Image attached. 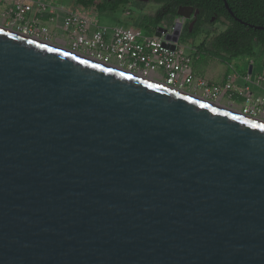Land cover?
<instances>
[{"label":"water","instance_id":"1","mask_svg":"<svg viewBox=\"0 0 264 264\" xmlns=\"http://www.w3.org/2000/svg\"><path fill=\"white\" fill-rule=\"evenodd\" d=\"M0 264H264V121L0 25Z\"/></svg>","mask_w":264,"mask_h":264},{"label":"built area","instance_id":"2","mask_svg":"<svg viewBox=\"0 0 264 264\" xmlns=\"http://www.w3.org/2000/svg\"><path fill=\"white\" fill-rule=\"evenodd\" d=\"M63 10L64 16L57 29L64 32L60 36L54 33L51 23L57 22ZM43 15L48 18L44 19ZM0 17L3 18L2 26L9 24L6 27L205 99L220 103L227 92L235 88L233 77L219 85L195 76L191 65L192 46L181 39L183 28L178 22L184 23L181 17L163 26L165 30L160 36L125 23L102 26L97 17L42 0L19 1L8 10L0 9ZM246 101L241 111L264 121V95L250 92Z\"/></svg>","mask_w":264,"mask_h":264},{"label":"trees","instance_id":"3","mask_svg":"<svg viewBox=\"0 0 264 264\" xmlns=\"http://www.w3.org/2000/svg\"><path fill=\"white\" fill-rule=\"evenodd\" d=\"M160 3V9L154 13L141 12L132 25L149 32H155L158 26L171 25L177 18L180 6L192 5L195 8H210L212 14L224 17L228 26L217 31L213 26H200L198 23L190 29L183 26L181 39L195 41L201 34L210 37V47L205 52L224 63L230 64L234 58L250 57L258 59L264 54V29H255L234 19L225 7L223 0H154ZM235 15L242 21L264 27V0H227ZM141 0H69V7L82 8L92 13L115 12L122 8L144 7ZM44 19L48 15L42 16ZM204 42L197 46L203 48ZM203 52V51H202Z\"/></svg>","mask_w":264,"mask_h":264},{"label":"rangeland","instance_id":"4","mask_svg":"<svg viewBox=\"0 0 264 264\" xmlns=\"http://www.w3.org/2000/svg\"><path fill=\"white\" fill-rule=\"evenodd\" d=\"M23 1V0H0V9L1 10H8L10 6L14 5L15 3ZM30 1V0H29ZM31 1H36V0H31ZM46 1L48 4L53 5V6H63L66 9H71L74 11H77L79 9L85 10L82 8H71L69 7V0H42ZM161 4L156 3L154 0L145 2L144 7H136V6H131L132 9L129 7H126L124 10L122 8L118 9L115 12H104V13H92L88 11L92 17H97L99 20V23L102 26H114L119 23H125L132 25L134 19L137 17V15L141 12L145 13H154L156 10L160 9ZM62 14V19L64 16V10L60 11V15ZM0 22H3V18L0 17ZM229 22L228 21H215L214 26L217 31H222L228 26ZM9 25V24H7ZM6 25V26H7ZM52 26V23H51ZM58 33V35L62 36L64 32L62 30H56L54 29V33ZM206 35L201 34V36L196 39L195 41H187L190 46H192V50L194 52L193 58H192V68L194 71L195 76L198 77H204L205 79H210V80H215L218 81L220 77L223 76V73L226 72V68L228 65L224 63L223 61L212 57L211 55L207 54L205 52V47L209 48L210 47V37H207L205 39ZM204 42V47L197 49V46L201 45V43ZM203 51V52H202ZM200 57H199V56ZM199 57V58H198ZM253 59L250 57H243V58H234L230 64L232 70V74L235 77L236 76H241V77H246L247 76V71L249 68V64L251 63ZM255 63L264 66V54H262L258 59H254ZM210 69H213L214 75L210 74ZM244 90L240 91H230L228 94L225 95V97L220 101L221 104L232 107L237 110H242L244 108V104L247 103L246 101V96L252 91V89L248 88V85H243ZM245 97V98H244ZM245 100V102H242Z\"/></svg>","mask_w":264,"mask_h":264},{"label":"crops","instance_id":"5","mask_svg":"<svg viewBox=\"0 0 264 264\" xmlns=\"http://www.w3.org/2000/svg\"><path fill=\"white\" fill-rule=\"evenodd\" d=\"M77 11L81 12V13H85V14L91 15L86 10L79 9ZM61 22H62V14L57 17V22L56 23H52V27L57 30L58 27H60ZM240 58H243V57H240ZM230 64H227L228 67L225 70L226 72L223 73V76L220 77V79L218 81L210 80V79H208V80L211 83L224 85L228 81L229 77H233V81H234V85H235L234 87L235 88H233L230 91H237V90L242 91V90H244V86L243 85L247 84L248 88L252 89V91L250 90V92H252L254 95H264V66L262 68V66L257 64V63H255V60L253 59L251 61V63L249 64V68H248V71H247V73H248L247 76L246 77H241V76H236L235 77L234 75H231L234 71L232 72V70H230L231 69ZM210 71H211L210 74L214 75L213 69H210ZM230 91H228L227 94ZM242 102H245V100H243Z\"/></svg>","mask_w":264,"mask_h":264},{"label":"flooded vegetation","instance_id":"6","mask_svg":"<svg viewBox=\"0 0 264 264\" xmlns=\"http://www.w3.org/2000/svg\"><path fill=\"white\" fill-rule=\"evenodd\" d=\"M141 1H143V0H141ZM148 1H151V0H147V1H143V2H148ZM184 6H192V5H184ZM215 21L223 22V21H227V20L224 17L218 16L217 14H212L210 8H195L194 7V10H193L191 16L184 20V26H189V28H190L191 25H193V27H194L197 23L200 26H214Z\"/></svg>","mask_w":264,"mask_h":264}]
</instances>
